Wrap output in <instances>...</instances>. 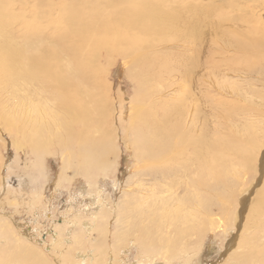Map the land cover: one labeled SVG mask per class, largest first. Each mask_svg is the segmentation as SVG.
<instances>
[{
  "label": "bare ground",
  "instance_id": "bare-ground-1",
  "mask_svg": "<svg viewBox=\"0 0 264 264\" xmlns=\"http://www.w3.org/2000/svg\"><path fill=\"white\" fill-rule=\"evenodd\" d=\"M152 1H122L121 3L127 4V9L116 12V16H113L116 22L108 20V23H102L96 19L99 21L96 24L91 16L94 24H89V27L87 26L83 31L72 30V21L70 25L62 22L59 29H56L57 38L61 37L65 41L69 36L74 37L79 46L87 47L88 53L93 52L94 49L98 51L101 48L112 49L115 42L118 43L116 45H122V40L138 36H143L148 41V48H151L153 43H157L155 38L158 35L169 39L168 42L174 40L181 43L179 54L174 56L176 58L174 62L167 63L170 62L166 60L170 55L167 53L166 57L160 59L166 61L163 68H157V64L154 66L157 73L166 75L162 83H168L173 90L164 103L163 117L159 115L158 103L152 105L148 102L144 105V99L141 100L143 105L141 114L137 115L138 112L132 114L134 118L131 123L135 122V127L131 135L141 157L137 162L141 161L142 164L135 167L128 192L124 193L121 202L114 206L116 219L111 248L108 243L111 236L109 220L113 217V211L107 202L103 203V200L102 204H99L97 199L95 204L103 206L96 216L94 215V221H91V217L89 222L83 224L72 220L68 222V226L74 228V232L71 234L69 232L64 240L55 237L54 246L58 244L64 246V249L60 248V252L57 250V255L60 254L66 264H120V250H127V247L133 248L135 245L144 250L143 253L139 252L140 258H146L147 264H155L159 256L166 260L165 264H170L176 258L185 259L184 264H201L200 250L190 255L184 247H187L193 236L199 238L204 230L201 221V217L204 218L202 214L204 210L207 212L212 208V201L216 200L218 195L228 198L232 187L235 186L234 182L239 181V177H242L246 171H251L249 169H256L257 164L261 175L264 174V129L260 128L262 120L260 118L263 113L260 107L257 108L259 106L257 96L260 93L255 89L250 91L248 87V89L241 87L240 93L237 90L239 82H235L227 75V72L245 76L251 73L247 65L254 61L250 55L253 51L257 52V49L249 45L256 40L255 34L258 33L255 31L250 34L249 25L243 18H240V21L228 16L223 21L225 16L219 12L218 7L216 8L214 0H208L210 1L208 7L215 5L213 8L218 11L208 8L206 2V6L192 2L187 8L177 9L175 15L164 13V9L156 1ZM119 6L122 7V4ZM41 12L46 16L52 13L51 9ZM8 31V27L0 23V124L3 128L11 125L10 128H14L23 138L32 141L36 148L47 145L46 142H49L51 134L54 137L59 136L57 141L62 145L66 143L64 141L66 138L70 144H79L76 132L80 133V141H82L90 126L88 120L101 114L97 109L100 101L96 99L94 102L90 101L96 106L94 113L79 112L78 109L70 107L73 101L66 94L71 93L75 85L69 69L72 62L70 49L66 45L57 47L59 59L67 60L66 65L61 64L62 70L57 69L54 61L47 60L41 48H38V56H28L24 62V49L18 46L20 43L16 39L9 37ZM168 34L172 37L168 38ZM248 34L253 35V39ZM99 36H101L100 44L95 43V39H91ZM217 46L220 47V51ZM152 53L154 52L139 54L135 49L123 50V54L127 57L129 54L134 55L130 74L135 80L136 74L141 79L140 85L145 95L149 88L148 79L151 84L160 83L152 81L155 77L154 73L142 64L146 59L150 60ZM232 55L238 56L230 59ZM50 57L52 58L51 55ZM261 65L260 67L264 69V64ZM53 67L56 76L59 73L56 78L52 75ZM84 80L87 81L86 78ZM216 89L229 90L225 92L230 93L231 98H235L233 104L242 102V98L244 101L236 105L230 104L235 107L223 114L222 111L217 112V101L212 94ZM261 102L264 103V99H261ZM213 112L222 114L223 123H220L221 130L218 129V132L212 129L214 124L211 123L210 116H213ZM70 115L78 122L75 136L71 131V126H74L75 122L73 125L74 119ZM227 121L231 125L230 133L229 131L224 133ZM18 125L22 133L17 128ZM228 136L231 140L226 138ZM236 145L238 152L247 159L246 162L243 161L245 166H249L247 169L243 168L245 170L243 175L239 173L241 172L238 170L239 165L231 161L233 158L227 154ZM215 154H220L221 157ZM86 161L87 159L83 161L84 164ZM231 173H237L239 177L235 178L230 175ZM256 186L257 184H252L239 192L234 209L237 211L232 218L238 224L248 208L249 197L253 192L258 194L256 198L252 197L250 200L251 210L247 215L248 229L254 234L250 232L251 235L248 234L245 239L248 250L239 251L238 255L240 253L239 257L248 258L249 264H264V189L259 194ZM131 232L142 233L144 237L139 240L140 243L141 240L144 241L145 245L139 244L137 239L133 240L135 237L129 238ZM93 233L97 235L96 239L90 238ZM11 237H13V229L0 221V247H4L1 243ZM28 241L26 238L23 240L15 237V240L7 245L9 247L5 251L3 249L7 252L12 248L8 256L0 260V264H52ZM198 246L200 249L202 242ZM257 247L259 248L255 253L254 249ZM75 255L79 257L78 260H75ZM197 259L198 263H194ZM140 261L134 264H142Z\"/></svg>",
  "mask_w": 264,
  "mask_h": 264
},
{
  "label": "rangeland",
  "instance_id": "rangeland-1",
  "mask_svg": "<svg viewBox=\"0 0 264 264\" xmlns=\"http://www.w3.org/2000/svg\"><path fill=\"white\" fill-rule=\"evenodd\" d=\"M122 1L130 0H0V23L8 27L9 31L7 33L9 37L16 39L20 43L18 46L24 49V62H26L28 56H38V48H41L47 60L54 61L57 69L62 70L61 64L66 65L67 60L59 59L57 47H64L66 45L72 53V62L69 69L72 80L75 83L71 93L66 94V96L70 97L73 101L72 103L69 100L71 102L70 107L78 109L79 112L94 113L96 112V106L90 101L94 102L96 99L100 101L99 108L97 109L101 113L94 119L88 120L90 126L88 130H86L88 132H86L87 134L82 141H80V133L76 132V124H78V122L74 119L75 117L73 118L70 115L74 119L73 125L75 122V125L71 126L72 134L75 136L76 132V138H78L80 142L76 145L68 143L69 141L67 138L64 140L66 143L62 145L58 142L59 136L54 137V135L51 134L48 140L49 142H46L47 145H43V148H36L33 146L32 141L27 140L25 137L24 139L22 134L20 135V132H17L14 128H10L11 125L3 128L0 124V221L13 229V237L1 243L4 247H0V260L8 256L12 248L7 252L4 251L9 247L7 245L11 244L12 241L15 240V237H17L23 240H25V238L29 240L28 242L38 250V253L42 252L45 258H48L52 264H66L65 260L61 259V255H57V250L60 252V248L64 249V246H60L59 244L58 246H54L56 242H54L55 237L57 236V238L60 237L64 240L67 238L69 232L70 234L73 233L74 228L68 226V222L72 220H76L77 222L80 221L83 224L84 222H89V218L91 217V221H94L96 213H98L99 209L103 206L95 204L97 199H99V204H102L103 200V203L107 202L108 206L110 205L113 211V217H115L114 206L119 204L125 196L124 193L128 192L130 178L134 175L135 167L141 166L142 164L141 161L139 163L137 162L141 160V157L136 149L137 146L134 137L131 135L132 129L135 127V122L131 123V120L134 118L132 114H137V112V115L141 114L143 107L141 100L144 99V105L148 102L152 105H155V102L158 103V108L160 110L159 115L163 117L164 103L173 93V90L168 83H162L166 75L157 73V70H154V66L157 64V68H163L166 61H160V59L166 57L167 53L168 55L170 54L167 56L168 58H166V60H170V62L167 63L170 64L174 62L181 43H177L174 40L168 42L169 39L158 35L160 38H158V36L157 38H155V36L153 37V39L155 38V40H157V43H153L152 47L148 48V41L144 39L143 36H138L122 40V45H116L118 43L115 42L112 49L101 48L100 51L94 49L93 52L88 53L87 47H83V49L79 46L77 41L74 40V37L69 36L65 41L61 39V37L57 38L58 31L56 30L59 29L62 22L68 25L73 22L72 30H77L78 32L83 31L87 26L89 27V24H94L95 22L96 24L99 23V21L108 23V20L116 22V20L114 21L115 18H113V16H116V12L120 11V9H127V4L124 2L121 3ZM153 1H156V3L164 9V13L168 15H175L177 9L187 8L192 2L196 5H201L202 3V6H206L207 4V7L210 4L208 0ZM220 1L214 0L213 3L217 5L216 8H219V12L225 16L223 21L226 20L228 16L238 20L243 18L245 23L249 25V33L252 34L255 31L258 33L255 34L256 40L251 42L250 45L248 44L249 47L251 46L257 49V52L253 51L251 52L253 54L250 55L254 61L247 65L251 73L245 76L227 72V75L231 76V79L235 82H239L237 90L240 93L241 87L246 89L249 88L250 91L255 89L257 93H260L257 96V98H259V106H257V108L260 107L259 109L263 113L260 118L262 119L260 121V128L263 127L264 129V103L261 102V99H264V69L260 67L262 66L261 64H264V0ZM135 3L134 1V4ZM241 3H243V7ZM120 4H122V7L119 6ZM210 6H212V8ZM210 6L208 8L211 10H217L214 9L215 5ZM111 8H113V10ZM220 8H223L221 9L223 12ZM45 9H51L52 13L46 16L45 13L41 12ZM93 9H96V11ZM245 14L246 16L244 17ZM91 16L94 18V21ZM243 20L242 24H244ZM243 29H241V31ZM250 34L248 35L252 36L250 38L253 39V35ZM170 35L168 38L172 37ZM100 37L101 36L92 37L91 39H95V43L99 42L98 44H100ZM161 39L166 40L162 41ZM217 47L220 51V47ZM130 49L137 50L139 54H144L149 51L154 52L151 54L152 59L150 58L149 61L146 59L142 64H144L143 66H146L149 71L154 73L155 77L152 81L160 83L151 84L148 79L147 84L149 85L147 86L149 88L147 87L148 90L146 95L142 92V86L140 85L141 79L138 78L136 74L135 80L130 74L131 65L134 63V55L129 54L127 57L123 54V50L128 51ZM79 51L84 54H81ZM48 54H50L52 58L50 55L48 56ZM237 56L238 55H234L230 57V59H234ZM51 69L53 77H58L59 73L58 76H56L54 67ZM84 78H86L87 81H85ZM81 83L85 84V86ZM33 86L34 83L32 84V89ZM225 91L229 92V90L223 91L217 89L212 92L217 101H215L216 105L219 108V110L217 108V112L222 111V114L232 109V107L234 108L235 106L233 105L240 104L244 101L242 98V102H235L233 104L235 98H231L230 93L226 94ZM223 93L225 95H222ZM46 94L47 90L45 91V95ZM230 104L233 105L230 106ZM222 114L213 112V116H210V119L212 121L214 120L213 122L211 121V123L214 124L212 127L213 130H221L219 125L223 123L221 121ZM225 124L227 128L224 130V133L228 131L230 133V122L227 121ZM17 128L21 131L19 125ZM229 137L230 136L226 138L231 140V137ZM233 147L235 148L227 154H230V157L234 159L231 161L239 165L238 170L241 171L239 173L243 175L245 172L243 168L246 167L247 169V167H249L245 166L247 159L243 158L242 153L238 152L237 145ZM215 155L221 157L220 154ZM81 159H87L86 163L84 164V160L82 161ZM257 168V170L255 168L254 170L249 169L251 171H246L242 177L236 175L237 173H231V176L235 178L239 177V181L234 182L235 188L232 187L233 189L230 191L232 194L229 193L228 198L218 195L216 200L212 201L213 205L212 208L209 209L210 211L207 210L206 212L204 210L202 213L204 218L201 217V221L204 230L201 232L199 238L193 236L191 241L188 242L187 247H184L185 249L187 248L186 251L190 253V255L200 250L199 262L201 264H249L248 258L239 257L240 253L238 255V252H243L242 250L244 249H246V251L248 250L245 239L249 235L254 234L251 229H248L247 215L251 210L250 200L252 197L256 198L258 194L253 192L249 197L248 208L245 210L243 218L238 224L232 217L237 211V209L234 211L236 205L235 200L241 190L249 188L248 186L252 184H257V193L263 191L264 181L261 180H264V174L261 175L258 164ZM257 182H259V184ZM256 190L254 189V191ZM89 194H91V196ZM113 217L109 220L111 236L108 243L110 248L113 239L112 234L115 231L114 221L116 217ZM198 220L200 219L198 218ZM249 224L251 225V220ZM95 236L97 237V235L93 233V236L90 238L96 239ZM132 237L135 238L133 239ZM143 237L142 233H129V238L133 240L137 239L136 241L139 244L142 243L145 245L144 241L141 240L140 243L139 240V238L142 239ZM62 242H60V244H62ZM200 242H202V246L198 249ZM242 244L244 246H242ZM216 245H218V247ZM86 247L88 248V245ZM129 247H127V250L118 249V251L120 250L119 257H121L120 264H134L139 260H141L140 263L145 264L146 258H140L139 253L141 251L143 253L144 250L141 247L138 248L136 245L133 248ZM258 248L259 247L254 249L255 253ZM75 258V260L79 259L76 255ZM165 261L164 258L159 256L155 264H165ZM184 262L185 259L176 258L174 261H171L170 264H184ZM196 262L198 263V259L194 263Z\"/></svg>",
  "mask_w": 264,
  "mask_h": 264
}]
</instances>
